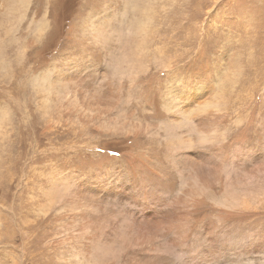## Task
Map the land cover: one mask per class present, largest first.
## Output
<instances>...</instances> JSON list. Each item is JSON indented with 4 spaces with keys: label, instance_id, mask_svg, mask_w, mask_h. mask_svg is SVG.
I'll return each instance as SVG.
<instances>
[{
    "label": "rangeland",
    "instance_id": "1",
    "mask_svg": "<svg viewBox=\"0 0 264 264\" xmlns=\"http://www.w3.org/2000/svg\"><path fill=\"white\" fill-rule=\"evenodd\" d=\"M1 5L0 264H264V0Z\"/></svg>",
    "mask_w": 264,
    "mask_h": 264
},
{
    "label": "bare ground",
    "instance_id": "2",
    "mask_svg": "<svg viewBox=\"0 0 264 264\" xmlns=\"http://www.w3.org/2000/svg\"><path fill=\"white\" fill-rule=\"evenodd\" d=\"M14 1L16 2V0H0V2H2V7H1V13H3L4 15L6 16H12V15H9V14H13L14 12H17L19 11L20 9H22L26 4L29 3V0H18V5L17 7H11V5H15ZM19 9V10H18ZM210 106V103H207L206 104V108L205 106L203 105V111L205 112ZM205 109V110H204ZM200 139L201 140H206L208 135L206 134H203V133H200Z\"/></svg>",
    "mask_w": 264,
    "mask_h": 264
}]
</instances>
